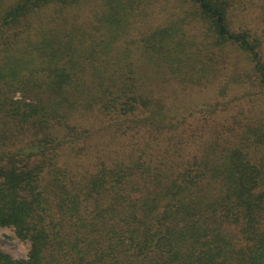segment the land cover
Wrapping results in <instances>:
<instances>
[{"label":"trees","instance_id":"trees-1","mask_svg":"<svg viewBox=\"0 0 264 264\" xmlns=\"http://www.w3.org/2000/svg\"><path fill=\"white\" fill-rule=\"evenodd\" d=\"M188 1L214 45L230 43L256 57L258 40L230 20L235 0ZM78 2L0 0V34L9 32L12 42L2 35L0 227L29 244L23 259L0 251V264H264V174L242 144L218 147L217 158L199 159L194 152L191 160L181 159L177 134L153 154L145 152L151 148L146 143L144 152L131 151L137 156L107 157L94 173L58 165L61 151L72 156V144L96 126L70 123L80 106L105 127L107 118L133 119L144 128L141 135L180 127L172 123L178 114L140 94L146 90L138 82L145 62L149 70L181 72L188 46L175 23L140 43L142 61H115L113 75L105 77L94 75L98 63L90 53L58 38L39 32L14 44V30L27 31V20L38 12ZM128 5L105 1L98 34L99 42L108 37L102 45L107 52L129 25ZM256 70L264 89V69L258 63ZM17 92L22 98L13 100Z\"/></svg>","mask_w":264,"mask_h":264},{"label":"rangeland","instance_id":"rangeland-1","mask_svg":"<svg viewBox=\"0 0 264 264\" xmlns=\"http://www.w3.org/2000/svg\"><path fill=\"white\" fill-rule=\"evenodd\" d=\"M105 1L79 0L75 6L60 12L53 7L44 9L27 20L31 25L27 31L23 26L14 30L19 34L14 44L24 45L26 38H33L39 32L44 38H58L67 42L71 49L90 53L98 63L94 75L105 77V73L113 75L111 64L115 61L125 58H130L131 62L142 61L140 43L153 30L175 23L183 31L188 46L181 72L170 73L166 67L154 66L149 70L145 62L138 71V82L146 90H140V94L160 100L169 115L178 114L172 123L180 127L174 131L141 135L139 130L142 132L144 128L133 119L122 122L107 118L105 123L110 127H105L100 116L80 106L70 123L91 128L93 122L96 126L86 139L72 144V156L66 149L61 151L58 165L94 173L107 157L114 160L115 157L137 156L131 151L144 152L146 143L151 148L145 152L153 154L152 148L168 144L171 138L173 144L179 134L181 159L191 160L194 152L199 159L205 154L215 158L218 147L229 150L242 144L264 174V89L256 70L258 63L264 69V0H235L230 11L233 28L248 30L258 40L255 58L230 43L214 45L212 36L202 27L188 0H125L130 3L127 7L129 25L107 52L102 45L108 37L105 35L99 42L98 34ZM189 14L192 18L187 17ZM2 35L12 43L9 32L8 37L0 34V51L4 46ZM38 62L41 64L42 60L38 58L35 63ZM90 90L86 88L85 93ZM12 96L13 100L22 98L19 92ZM247 126L252 129L249 134ZM28 249V242L16 239L11 229L0 227V251L14 259H23Z\"/></svg>","mask_w":264,"mask_h":264}]
</instances>
